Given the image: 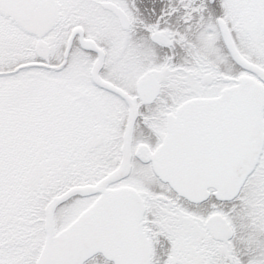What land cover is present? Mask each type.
Instances as JSON below:
<instances>
[{
	"label": "snow or ice",
	"instance_id": "1",
	"mask_svg": "<svg viewBox=\"0 0 264 264\" xmlns=\"http://www.w3.org/2000/svg\"><path fill=\"white\" fill-rule=\"evenodd\" d=\"M0 264H264V0H0Z\"/></svg>",
	"mask_w": 264,
	"mask_h": 264
}]
</instances>
